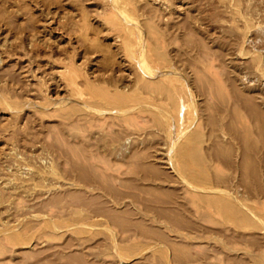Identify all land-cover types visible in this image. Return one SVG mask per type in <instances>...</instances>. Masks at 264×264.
<instances>
[{
  "label": "rangeland",
  "instance_id": "obj_1",
  "mask_svg": "<svg viewBox=\"0 0 264 264\" xmlns=\"http://www.w3.org/2000/svg\"><path fill=\"white\" fill-rule=\"evenodd\" d=\"M0 264H264V0H0Z\"/></svg>",
  "mask_w": 264,
  "mask_h": 264
},
{
  "label": "bare ground",
  "instance_id": "obj_2",
  "mask_svg": "<svg viewBox=\"0 0 264 264\" xmlns=\"http://www.w3.org/2000/svg\"><path fill=\"white\" fill-rule=\"evenodd\" d=\"M155 1V0H154ZM152 2V1H151ZM157 2V1H156ZM155 74V73H154ZM160 74V73H159ZM163 74V73H162ZM161 75V74H160ZM147 77V76H146ZM158 77V76H157Z\"/></svg>",
  "mask_w": 264,
  "mask_h": 264
}]
</instances>
